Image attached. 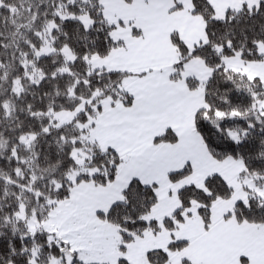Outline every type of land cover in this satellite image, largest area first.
I'll use <instances>...</instances> for the list:
<instances>
[{
    "label": "snow or ice",
    "instance_id": "6c2138e0",
    "mask_svg": "<svg viewBox=\"0 0 264 264\" xmlns=\"http://www.w3.org/2000/svg\"><path fill=\"white\" fill-rule=\"evenodd\" d=\"M0 264H264V0H0Z\"/></svg>",
    "mask_w": 264,
    "mask_h": 264
}]
</instances>
